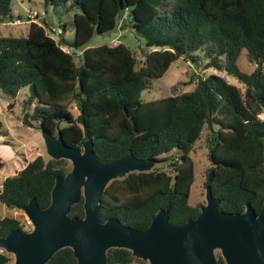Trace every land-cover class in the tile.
Wrapping results in <instances>:
<instances>
[{
  "label": "trees",
  "instance_id": "1",
  "mask_svg": "<svg viewBox=\"0 0 264 264\" xmlns=\"http://www.w3.org/2000/svg\"><path fill=\"white\" fill-rule=\"evenodd\" d=\"M67 0H44L45 6ZM80 10L72 14L74 37L66 49L62 22L59 39L45 24L30 20L22 35H0V90L15 97L28 86L22 121H37L46 131L58 128L66 143L82 147L91 139L100 162L129 152L138 158L163 159L149 170L130 171L111 179L99 203V217L118 218L143 229L159 209H168L169 223L194 218L202 203L188 200L194 180L190 155L205 127L207 157L213 166V196L225 212H241L247 203L259 211L264 198V0H72ZM127 15L124 16V11ZM120 15V17H118ZM11 20V0H0V22ZM129 23L151 48L142 59L122 41L101 43L82 50L76 64L71 47L85 44L95 31ZM45 21V19H44ZM246 50L255 64L243 71L237 60ZM200 53L205 62L201 64ZM178 57L198 68L213 67L235 76L240 85L212 72L192 75L193 87L179 93L143 99L151 78L163 75ZM32 112L26 108L32 104ZM74 102L78 112L70 110ZM214 123L218 127L213 126ZM58 124V126H57ZM0 121V134L2 130ZM3 161L0 159V169ZM68 171L66 158L45 159L37 154L15 174L4 177L0 201L21 208L32 196L40 207L50 202L56 176ZM206 173V175H207ZM69 215H84L83 197ZM23 222L12 215L0 217V236ZM9 252L0 264H9ZM136 257L124 247L107 249L108 264H127ZM219 264H226L218 254ZM73 250H56L45 264H75Z\"/></svg>",
  "mask_w": 264,
  "mask_h": 264
},
{
  "label": "water",
  "instance_id": "2",
  "mask_svg": "<svg viewBox=\"0 0 264 264\" xmlns=\"http://www.w3.org/2000/svg\"><path fill=\"white\" fill-rule=\"evenodd\" d=\"M38 127L49 156L69 159L71 167L55 177L48 205L40 207L32 196L21 206L31 229L13 228L0 236V246L14 257L12 264H45L65 246L72 248L75 264H108L110 247L127 248L149 264H219L215 249L226 264H264V198L259 211L249 203L241 212L221 210L211 186L215 167L207 173L205 202L194 218L172 225L168 209H159L147 227L138 229L115 217L101 220L99 203L111 179L149 170L155 159L129 152L100 162L91 139L76 147L64 141L59 128L54 135ZM81 197L84 215H69L71 205Z\"/></svg>",
  "mask_w": 264,
  "mask_h": 264
},
{
  "label": "rangeland",
  "instance_id": "3",
  "mask_svg": "<svg viewBox=\"0 0 264 264\" xmlns=\"http://www.w3.org/2000/svg\"><path fill=\"white\" fill-rule=\"evenodd\" d=\"M75 10L80 9L72 3V0H67L55 6H45L44 0H11L12 18L11 20L5 18L0 23V35L25 34L29 21L36 19L44 23L47 32L58 40L59 31L61 30L59 25L64 21L66 22V30L63 33V38L67 47L74 37L72 14ZM118 41H122L128 45L138 59H142L146 51L151 48V46L145 43L143 37L136 34L128 18H119L116 27L113 29L103 32L95 31L85 44L71 47L74 52V60L76 64L81 63L82 50L85 47L106 42L114 44ZM200 58L201 64H203L205 59L202 53H200ZM237 63L246 72L252 71L255 66L248 59L246 50L241 52ZM212 72L221 74L229 82L236 83L242 89L244 88L243 83L239 82L235 76L223 70L220 71L213 67L200 69L190 60L178 57L170 63L163 75L151 78V86L142 90L141 97L143 99H150L188 90L193 87V82H189L192 75L205 76ZM29 92V87L24 86L19 89L15 97H11L0 90V121L2 122V130L6 131V134H0V159L3 161V166L0 169V186L4 177L15 174L37 154H42L45 159L50 157L42 133L38 127V122L33 120L32 125H26L22 121V116L25 112L23 101ZM33 105L34 101L26 108L29 113L32 112ZM69 107L74 114H77L78 109L74 102H71ZM259 116L264 117V112L260 113ZM213 126L217 128L218 124L214 123ZM208 134L209 128L205 127L190 150V155L194 161V180L191 184L188 198L191 204L205 202L204 183L207 177V168L210 166V161L207 157ZM67 160L69 170L71 161ZM164 163L165 160L163 159L155 160L153 167L163 165ZM5 215L17 216L23 222V228L25 229H31L32 227L27 215L21 208H11L0 201V217ZM219 253L220 250L215 249L216 257H218ZM13 260L14 257H12L9 264H12ZM127 264H149V262L148 260L136 257Z\"/></svg>",
  "mask_w": 264,
  "mask_h": 264
},
{
  "label": "built area",
  "instance_id": "4",
  "mask_svg": "<svg viewBox=\"0 0 264 264\" xmlns=\"http://www.w3.org/2000/svg\"><path fill=\"white\" fill-rule=\"evenodd\" d=\"M127 15V10L124 11V16ZM64 49H66V46H63ZM8 252L4 247L0 246V254Z\"/></svg>",
  "mask_w": 264,
  "mask_h": 264
},
{
  "label": "crops",
  "instance_id": "5",
  "mask_svg": "<svg viewBox=\"0 0 264 264\" xmlns=\"http://www.w3.org/2000/svg\"><path fill=\"white\" fill-rule=\"evenodd\" d=\"M17 20V19H16ZM1 23V22H0Z\"/></svg>",
  "mask_w": 264,
  "mask_h": 264
}]
</instances>
